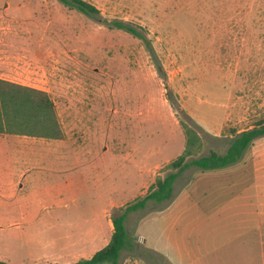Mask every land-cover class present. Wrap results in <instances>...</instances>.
<instances>
[{
	"label": "rangeland",
	"instance_id": "obj_1",
	"mask_svg": "<svg viewBox=\"0 0 264 264\" xmlns=\"http://www.w3.org/2000/svg\"><path fill=\"white\" fill-rule=\"evenodd\" d=\"M85 1L101 14L86 15L60 0H0V76L49 90L65 134L39 156L46 169L35 185L58 183L61 174L77 181L62 193L67 201L47 209L55 192L30 193L43 209L31 216L49 219L39 224L7 226L0 205V259L12 264L91 255L96 246L89 231L101 228L97 218L113 226L119 213H96L98 207L112 199L133 202L143 196L147 174L151 186L171 171L167 164L187 145L184 122L200 132L192 157L210 149L223 153L236 132L264 122V0ZM114 19L146 28L163 75L139 38L109 25ZM249 148L217 173L249 174L245 185H255L257 175L264 177V137ZM210 171L191 166L175 188ZM170 201H149L130 213L134 246L122 251L119 264H173L148 246L160 243L161 224L152 230L155 223L145 219ZM213 214L216 225L224 223L225 214ZM187 240L195 245L196 231ZM210 243L218 248L202 264H225L224 236L212 234ZM72 245L80 249L74 257L66 255ZM186 263L196 264V253Z\"/></svg>",
	"mask_w": 264,
	"mask_h": 264
},
{
	"label": "crops",
	"instance_id": "obj_2",
	"mask_svg": "<svg viewBox=\"0 0 264 264\" xmlns=\"http://www.w3.org/2000/svg\"><path fill=\"white\" fill-rule=\"evenodd\" d=\"M0 78L14 81L3 76ZM29 86L49 92L46 88ZM52 140L59 139L0 133V205L5 225L32 226L49 220L46 215L31 216V212L43 210L30 198V193L35 192L36 189H44L50 195L55 192L54 203L42 207L47 209L64 199L61 197L62 193L76 187L77 181L64 177V174H61L63 179L58 181L64 185V187L62 185L63 190L59 192L58 183L53 185L46 183L39 187L35 185L34 179L40 175V170L46 169L37 161L41 153L43 156L50 153L49 143ZM139 164L137 166L143 171L144 167L140 168ZM210 172V176L200 177L199 181L196 174L191 176L184 187L175 188L174 197L167 207L160 208V211L151 213L145 218L150 223L151 221L155 223L156 226H151L152 230L157 229V224H161L160 243L151 240L153 243H148V246L168 257L173 264H187L186 261L195 253L196 264H202L201 258L218 248L214 243H210V235L214 234L216 238L223 235L225 264H264V177L257 175L255 185L247 186L244 179L248 178L249 174H222L217 173L216 169ZM150 176L151 174H147V181L143 184L139 195H144L149 189ZM205 183H209L210 186H206ZM75 197L70 202H74ZM69 204L68 201V206L71 207ZM121 206H124V202L107 200L102 207H98L96 213ZM80 208L81 206H78L75 210ZM215 210L225 214L224 223L220 226L213 220ZM97 219L101 228L89 231L90 243L93 244L92 247H96L91 255L79 257L78 260L92 257L111 239L114 225L111 226L109 222L106 224L99 217ZM93 222L94 219L86 221L87 225ZM194 231H196V244L192 245L187 238ZM79 250L72 245L66 255L74 257ZM55 262L73 263L59 260L50 263Z\"/></svg>",
	"mask_w": 264,
	"mask_h": 264
},
{
	"label": "trees",
	"instance_id": "obj_3",
	"mask_svg": "<svg viewBox=\"0 0 264 264\" xmlns=\"http://www.w3.org/2000/svg\"><path fill=\"white\" fill-rule=\"evenodd\" d=\"M66 6L76 8L89 16H97L101 11L94 4L85 0H60ZM114 28L125 30L139 38L150 50L158 71L163 75V68L154 52L152 41L142 25L122 19L109 22ZM187 145L176 159L169 162L171 169L166 175L158 176L148 191L141 197L118 208L113 214L114 232L109 243L99 249L92 257L67 264H119L123 250L133 247V239L128 231L126 221L130 213L143 209L149 201L168 202L175 194V183L179 176L189 167L196 166L201 170L224 168L238 163L248 148L258 139L264 137V122L236 132L230 139L225 152L210 149L207 154L192 157L200 141V132L187 123H183ZM0 133L22 134L53 139L65 137L57 108L52 95L43 89L24 85L0 78ZM0 264H12L0 259ZM19 264H32L28 262ZM62 264V263H49Z\"/></svg>",
	"mask_w": 264,
	"mask_h": 264
}]
</instances>
